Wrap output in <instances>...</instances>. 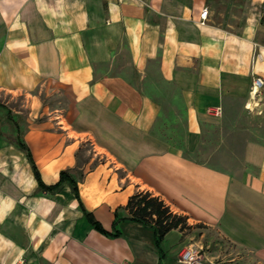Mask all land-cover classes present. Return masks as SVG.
<instances>
[{
  "label": "crops",
  "instance_id": "1",
  "mask_svg": "<svg viewBox=\"0 0 264 264\" xmlns=\"http://www.w3.org/2000/svg\"><path fill=\"white\" fill-rule=\"evenodd\" d=\"M257 78L264 0H0V264H180L194 238L205 264H264ZM84 144L105 162L79 173ZM139 191L192 232L126 220Z\"/></svg>",
  "mask_w": 264,
  "mask_h": 264
},
{
  "label": "trees",
  "instance_id": "2",
  "mask_svg": "<svg viewBox=\"0 0 264 264\" xmlns=\"http://www.w3.org/2000/svg\"><path fill=\"white\" fill-rule=\"evenodd\" d=\"M20 146L29 153V159L32 163V169L38 181L39 187L49 193H55L63 184H69L80 204V207L85 211L78 183L74 178H72L69 171H63L61 173L60 180L56 185L46 186L41 180L39 169L33 160L29 148L22 142H20ZM125 209L129 212V218L126 220L153 228L159 242L173 230H180L183 232L192 229V226L188 223L187 216L173 212L170 206L167 205L162 198L153 195L151 192H136L130 197ZM94 225L98 230L106 233L98 222H94ZM119 235L120 232H116L112 236Z\"/></svg>",
  "mask_w": 264,
  "mask_h": 264
},
{
  "label": "rangeland",
  "instance_id": "3",
  "mask_svg": "<svg viewBox=\"0 0 264 264\" xmlns=\"http://www.w3.org/2000/svg\"><path fill=\"white\" fill-rule=\"evenodd\" d=\"M43 102L46 106H50L51 108H55V107L64 108L66 104H68L67 99L61 93H55L50 96L43 95ZM259 125L264 126V114L261 116ZM101 162H105V161L100 158H96L93 155L91 146L89 144H84L82 149L79 152L78 167L82 169V170H78L79 173H82V171L84 172L87 168H94ZM196 228L204 230L203 226H197ZM191 232H192V229L188 230V233H191ZM196 241H197V238L192 239L191 244H189L188 246L193 245L195 247H198L195 244Z\"/></svg>",
  "mask_w": 264,
  "mask_h": 264
},
{
  "label": "built area",
  "instance_id": "4",
  "mask_svg": "<svg viewBox=\"0 0 264 264\" xmlns=\"http://www.w3.org/2000/svg\"><path fill=\"white\" fill-rule=\"evenodd\" d=\"M209 11L205 8L200 16V24L205 26L207 23ZM264 88V81L260 78L255 79L253 83L252 93L258 92ZM180 264H205L202 250L193 245L184 248L179 254Z\"/></svg>",
  "mask_w": 264,
  "mask_h": 264
},
{
  "label": "bare ground",
  "instance_id": "5",
  "mask_svg": "<svg viewBox=\"0 0 264 264\" xmlns=\"http://www.w3.org/2000/svg\"><path fill=\"white\" fill-rule=\"evenodd\" d=\"M257 93H258V91L256 90L253 95H256ZM250 107L252 108L251 104H250Z\"/></svg>",
  "mask_w": 264,
  "mask_h": 264
}]
</instances>
